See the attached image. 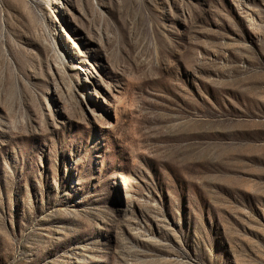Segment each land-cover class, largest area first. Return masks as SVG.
I'll use <instances>...</instances> for the list:
<instances>
[{
	"label": "rangeland",
	"instance_id": "1",
	"mask_svg": "<svg viewBox=\"0 0 264 264\" xmlns=\"http://www.w3.org/2000/svg\"><path fill=\"white\" fill-rule=\"evenodd\" d=\"M0 264H264V0H0Z\"/></svg>",
	"mask_w": 264,
	"mask_h": 264
}]
</instances>
